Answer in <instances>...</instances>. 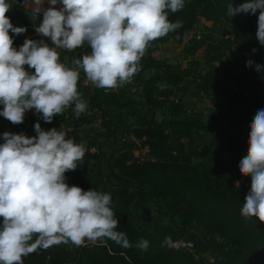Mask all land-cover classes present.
<instances>
[{"label": "trees", "instance_id": "16d2710c", "mask_svg": "<svg viewBox=\"0 0 264 264\" xmlns=\"http://www.w3.org/2000/svg\"><path fill=\"white\" fill-rule=\"evenodd\" d=\"M245 2L185 0L182 10L169 11L168 16L183 26L150 43L140 61V71L130 83L106 91L85 84L86 76L81 70L78 91L87 110L79 118L74 106L55 116L51 123L36 114L41 126L55 127L68 133L66 138L85 146L84 162L66 172V182L84 190L110 193L111 207L119 220L117 231L127 234L132 247L123 248L111 240L80 247L62 243L37 249L23 257L24 264H264V222L241 215L251 176H243L239 170L240 161L248 153L249 138L242 137V120L238 116L264 108V68L255 70L256 64L264 66V45L256 38L259 11L256 15H227L229 4L238 7ZM25 10L15 3L10 9L19 20ZM200 17L214 25L231 27L229 35L208 43L205 33L200 39H192L193 51L205 47L204 63L195 60L183 66L155 55L158 46L169 40L185 42L198 27ZM42 19V15L35 22L30 19L32 26L35 28ZM13 35L17 48L27 39ZM30 38L52 46L49 38L38 33ZM84 47L77 53L59 50L61 62L82 58L90 52L87 45ZM239 60L241 66L235 74ZM248 60L254 62L252 67L247 66ZM147 71L151 73L148 77ZM191 83H195L197 94L211 103L207 120L184 116L188 108L183 98ZM142 104L152 111L165 108L167 115L160 119L155 112L142 113ZM107 107L119 109V125L124 132L119 133ZM88 111L103 114V137L121 139L111 153L99 138L85 144L80 136L97 120ZM227 117L228 127L220 128L219 123L223 125ZM56 122L63 126L60 128ZM207 134L212 135L210 142L205 141ZM143 149H148L151 159L135 156L136 150ZM166 237L170 244L161 246ZM141 238L150 242L147 251L135 247ZM177 240L193 242L194 250H176L172 243Z\"/></svg>", "mask_w": 264, "mask_h": 264}, {"label": "clouds", "instance_id": "9594fccd", "mask_svg": "<svg viewBox=\"0 0 264 264\" xmlns=\"http://www.w3.org/2000/svg\"><path fill=\"white\" fill-rule=\"evenodd\" d=\"M29 0L27 8L35 31L50 39H25L19 47L14 38L27 27L14 26L6 15L12 7L0 0V116L21 124L25 113L35 110L46 123L74 106L77 118L87 110L81 99L78 80L82 70L94 86L115 90L131 82L140 71V61L150 43L181 28L170 21L185 0ZM61 5L60 7H56ZM258 15L256 38L264 45V0H246L238 7L228 5L227 15ZM88 46L90 52L72 61L61 62L60 51ZM253 52L256 49L252 50ZM252 60L247 66L252 67ZM28 66L27 69L25 66ZM264 66L255 65L260 72ZM28 69H34L29 71ZM37 135L3 133L0 143V264H24L23 257L49 247L86 242L102 245L111 240L131 248L127 234L117 231L112 196L94 189L69 185L66 172L84 162L86 148L53 127L35 124ZM248 153L240 161L243 176H251L241 215L264 222V108L251 124ZM240 181L236 182L239 188ZM35 237V239H33ZM170 244L165 238L161 246ZM150 242L141 238L135 247L147 251Z\"/></svg>", "mask_w": 264, "mask_h": 264}, {"label": "rangeland", "instance_id": "374dc122", "mask_svg": "<svg viewBox=\"0 0 264 264\" xmlns=\"http://www.w3.org/2000/svg\"><path fill=\"white\" fill-rule=\"evenodd\" d=\"M61 6V5H59ZM21 19L19 20V24L17 25L18 27H27V31L23 34L16 35L18 39L23 40L25 38H30L32 35L37 33L35 31V28L32 26L31 21H30V15H29V10H25L22 15ZM197 26L199 29H201L204 33L205 36L204 38L207 40L206 42H210L212 40H217L218 38L229 35L231 31V27L228 24H223L219 23L217 25H214L213 22H205L203 23V19L199 18L198 19ZM11 35L14 37L13 33ZM192 36L190 35L188 39L185 42L179 43V42H174L172 40H169L165 44H162L158 46V51L155 52V55L166 59L168 63L172 64H182L183 66H186L190 64L192 61H199L200 63H204L205 61V47H202L196 51H193V45L194 41L191 38ZM73 59H76V57L72 59H66L63 63H65L67 66L72 67V61ZM241 66V61H237L235 63V68L233 70V73H237L238 69ZM150 71L146 72V76H150ZM86 77H85V82H86ZM87 84V83H86ZM90 84H92L90 82ZM163 90L165 89L164 87L162 88ZM184 104L187 106V112L184 114V116H189V115H195L197 117H200L204 120H207L209 112L212 110V106L210 101L203 95H199L196 92V85L195 83L190 84V90L188 94H186L183 98ZM110 114V117L112 120L118 125V131L119 133H122V129L120 128V117L119 115V109L116 107H107L106 108ZM140 110L142 113H151L155 112L156 116L158 118H163V116L167 115V110L165 108H158L156 110H149L148 106L146 104H142L140 107ZM35 113V110H31L30 112ZM88 115L94 117L97 116V120L94 121L93 125L90 127H86V130L80 133V136L83 138V141L85 144H88V141H90L92 138H99V141H102L104 143V149L111 153V150L117 146L120 142L121 139H116V138H109L106 139L103 137L101 134L105 132L104 128V121H103V114L99 113L98 111H88ZM254 113H249L247 115L243 116V119L241 123H239L240 130L243 131V136L242 137H248L250 134V124L255 116ZM228 117L225 119V122H228ZM57 126L60 128L63 126L61 122H56ZM224 125V124H223ZM221 125L219 123V127L222 129H225L226 127ZM92 128V129H89ZM45 130H50V128H44ZM4 132H12L16 133L14 130L11 128L5 126V125H0V139H3V133ZM68 135V133H66ZM37 135V133H34V136ZM69 136V135H68ZM212 139L211 134H207L205 137L206 142H210ZM249 140V139H248ZM135 156L140 159V160H147L151 159L150 154L148 153V149H143L142 151L136 150L135 151ZM245 182V181H244ZM96 244H100L97 242Z\"/></svg>", "mask_w": 264, "mask_h": 264}, {"label": "built area", "instance_id": "2783aa9c", "mask_svg": "<svg viewBox=\"0 0 264 264\" xmlns=\"http://www.w3.org/2000/svg\"><path fill=\"white\" fill-rule=\"evenodd\" d=\"M9 2L15 3L16 5L28 10L27 5L29 3V0H9ZM50 5L45 2L44 4V8H48ZM56 7H60L59 5H57ZM11 18V21L13 23L14 26H17L19 24V19L14 18L12 16L11 11L9 10V12L6 14ZM42 15V13H41ZM43 16V15H42ZM204 32L199 29L198 27H196L192 33H191V38L193 39L194 37H196L197 39H200L203 37ZM79 50H85V47H81V48H77L75 50V53H77ZM85 82V81H84ZM90 84V82L88 80H86L85 84ZM117 90V89H115ZM107 91H113V90H107ZM0 110H2V106H0ZM31 110L27 111L25 113V119L23 121V123L21 124H12L10 121H8L7 119H5L3 116H0V125H5L9 128H11L12 130H14L16 133H24L26 135H28L29 137L34 136L35 131V124L38 121V116L36 115V113L30 112ZM244 113H239V118L243 119ZM226 128L228 127V124L223 121L222 122ZM43 129L45 127L41 126ZM30 131V132H29ZM85 245H95L92 244L90 242H86ZM173 248H175L176 250H181V249H186L189 251H193L194 250V243L191 241H185V240H177L175 242L172 243Z\"/></svg>", "mask_w": 264, "mask_h": 264}, {"label": "crops", "instance_id": "0c3cea01", "mask_svg": "<svg viewBox=\"0 0 264 264\" xmlns=\"http://www.w3.org/2000/svg\"><path fill=\"white\" fill-rule=\"evenodd\" d=\"M201 19H203V23H205V22H211V21H207L205 18H203V17H200ZM160 46V45H159ZM30 132V131H29Z\"/></svg>", "mask_w": 264, "mask_h": 264}]
</instances>
